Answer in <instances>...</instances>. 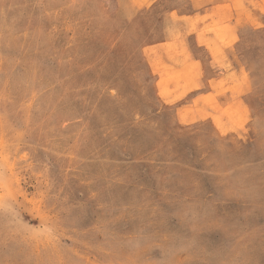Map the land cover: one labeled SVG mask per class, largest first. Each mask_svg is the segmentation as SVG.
I'll return each instance as SVG.
<instances>
[{
    "label": "rangeland",
    "instance_id": "rangeland-1",
    "mask_svg": "<svg viewBox=\"0 0 264 264\" xmlns=\"http://www.w3.org/2000/svg\"><path fill=\"white\" fill-rule=\"evenodd\" d=\"M112 1L0 0V264H264V0L208 85Z\"/></svg>",
    "mask_w": 264,
    "mask_h": 264
},
{
    "label": "crops",
    "instance_id": "crops-1",
    "mask_svg": "<svg viewBox=\"0 0 264 264\" xmlns=\"http://www.w3.org/2000/svg\"><path fill=\"white\" fill-rule=\"evenodd\" d=\"M112 2L125 23L139 19L150 39L166 49L177 45L176 52L185 54L191 66L204 68V85L221 77V65L214 58L240 49V29L256 25V0Z\"/></svg>",
    "mask_w": 264,
    "mask_h": 264
}]
</instances>
